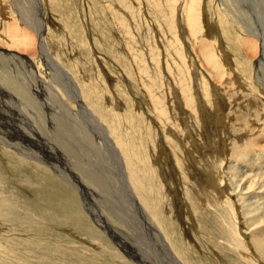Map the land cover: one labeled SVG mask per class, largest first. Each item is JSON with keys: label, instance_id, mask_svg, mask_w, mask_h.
<instances>
[{"label": "rangeland", "instance_id": "374dc122", "mask_svg": "<svg viewBox=\"0 0 264 264\" xmlns=\"http://www.w3.org/2000/svg\"><path fill=\"white\" fill-rule=\"evenodd\" d=\"M263 3L0 0V264H264Z\"/></svg>", "mask_w": 264, "mask_h": 264}, {"label": "bare ground", "instance_id": "6f19581e", "mask_svg": "<svg viewBox=\"0 0 264 264\" xmlns=\"http://www.w3.org/2000/svg\"><path fill=\"white\" fill-rule=\"evenodd\" d=\"M38 2H39V0H37ZM263 1V0H262ZM17 3H18V1H17ZM22 5V4H21ZM263 5H264V3H263ZM21 7V6H20ZM22 8V7H21ZM25 8V7H24ZM39 7H37V9H38ZM33 9V8H32ZM27 10V9H26ZM30 10V9H29ZM259 10H262V8H259ZM264 10V9H263ZM26 12V11H25ZM39 12V11H38ZM19 13V12H18ZM22 13V18H21V20L22 21H24L25 22V25H30V22L32 21V17L31 18H28L29 16H26L25 14H28L27 12L26 13H24V10L21 12ZM31 13H32V11H31ZM34 13V14H33ZM33 15H35V17H34V20H36V18L38 19V18H41L42 16H40V14H39V16L37 15V12H34L33 11ZM264 13V12H263ZM20 16V15H19ZM243 17V16H242ZM20 18V17H19ZM30 20V21H29ZM253 20V19H252ZM39 21V20H38ZM41 22V21H40ZM22 23V22H21ZM37 23V22H36ZM189 23V22H188ZM254 23V22H253ZM41 25H42V23H41ZM191 25V26H190ZM189 26L190 27H192V28H194V23L192 22V24H190ZM193 25V26H192ZM251 25V24H250ZM35 27V29H36V32H38V37H39V41L42 39V36H43V33H40L38 30H39V26L36 24V25H34ZM263 26V25H262ZM42 27H43V25H42ZM17 28V27H16ZM195 29V28H194ZM191 31H192V34H194L195 35V32L196 31H193V29H191ZM12 34V33H11ZM14 35V34H13ZM14 37H16V36H14ZM3 38V37H2ZM1 38V39H2ZM4 39V38H3ZM258 39V38H257ZM18 42V41H17ZM263 43H264V41L262 40V42H261V45L263 46V50H264V45H263ZM17 44V43H16ZM261 46V47H262ZM39 47H41V56L43 57V58H46L47 60H49L50 61V64L51 63H53L54 62V60L53 59H51L47 54H45V50H44V47H43V43H42V41H40V46ZM40 49V48H39ZM2 57V55H0V58ZM2 60H3V58H1ZM5 61V60H4ZM1 62V61H0ZM6 63V62H5ZM52 65V64H51ZM57 65V64H56ZM57 67V66H56ZM59 71H63L62 69H60ZM61 73V72H60ZM63 73V72H62ZM61 73V74H62ZM66 77L67 78H69V76H67L66 75ZM262 79L264 80V77H262ZM0 91H2V94L3 93H5L6 91L5 90H3V88L0 86ZM76 91V90H75ZM6 97H9L10 99L13 97V96H11V95H9V94H6ZM76 102H78V101H76ZM69 103V102H68ZM82 103V102H81ZM81 103H80V105H81ZM64 104V103H63ZM13 105V104H12ZM82 106H84V105H82ZM80 111H81V113L82 112H86V111H88L87 109H86V107L84 106V110H82V109H80ZM17 113V112H16ZM90 113V112H89ZM13 115V114H12ZM20 115V114H19ZM85 117H87V119L89 118V116L88 115H84ZM90 116H91V118H92V120H94L95 122H97V120L95 119V117L90 113ZM24 118V117H23ZM20 119V118H19ZM11 120H12V118H11ZM26 121V120H25ZM26 123V122H25ZM14 124V123H13ZM18 124V123H17ZM16 125V124H15ZM21 125H23L22 123H21ZM24 126V125H23ZM30 126H31V124H30ZM10 127H13V126H10ZM21 129H19L18 131H20ZM22 130H23V128H22ZM26 131V130H25ZM24 131V132H25ZM22 132V131H21ZM22 134V133H21ZM24 134V133H23ZM23 136V135H22ZM19 137V136H18ZM32 138V137H31ZM3 140V139H2ZM22 142V141H21ZM18 143V142H17ZM21 144V143H20ZM112 146V145H111ZM110 146V140H108V149H109V156L110 157H112L111 156V150L110 149H112V147ZM117 151V150H116ZM113 152V151H112ZM118 152V151H117ZM116 152V153H117ZM113 153H115V151L113 152ZM112 153V154H113ZM114 155V154H113ZM109 156H108V161H109ZM118 156V155H117ZM107 158V157H106ZM135 159V158H134ZM117 161V160H116ZM119 162V161H118ZM108 164V163H107ZM102 166V165H101ZM93 174V173H92ZM91 174V175H92ZM232 176V175H231ZM102 178V177H101ZM120 178H122V190H123V192L121 191V189L118 187V189L117 190H115V191H117L118 192V195H119V197L120 198H122V200H127V198H128V196H127V194H126V190H125V188H124V183H125V181H126V176L124 175L123 176V174L122 173H120ZM70 180V179H69ZM77 180V179H76ZM80 180V179H79ZM81 182V181H80ZM100 182V181H99ZM77 183H78V180H77ZM80 184V183H79ZM117 185L119 186V183H118V181H117ZM83 186V187H82ZM77 187L79 188L78 190H76L78 193H79V191L80 192H83V202H84V204H86V206H85V208H86V210H88L89 212H90V214L92 215V217H93V215L95 214V213H93V211H92V208H90L89 207V204H88V202L86 201V194H87V192H88V189L86 188V186H84V185H77ZM80 194V193H79ZM80 196H81V194H80ZM134 196V195H133ZM133 200V199H132ZM134 200H135V197H134ZM132 204H133V202H132ZM134 206L136 207V204H135V202H134ZM141 209V208H140ZM142 210V209H141ZM138 211V210H137ZM141 213V212H140ZM143 214V213H142ZM94 218V217H93ZM146 218V217H145ZM144 218V219H145ZM260 219V218H259ZM95 220V219H94ZM99 220V219H98ZM97 221V220H96ZM107 223H109V222H107ZM149 224V223H148ZM104 225V224H103ZM103 225H102V227H103ZM155 227V226H154ZM104 228H106L105 226H104ZM263 232H264V230H262ZM149 232V231H148ZM154 232V231H153ZM156 233H157V238H161L160 237V233L158 232V230L157 231H155ZM155 233V234H156ZM260 236H261V234H260ZM259 236V237H260ZM263 236H264V234H263ZM262 237V236H261ZM260 237V238H261ZM115 240V239H114ZM261 240H263L264 241V238H262ZM116 242H118V240H116ZM255 242V241H254ZM258 244V243H257ZM120 245V244H119ZM260 244H258V246H259ZM262 245V244H261ZM121 246V245H120ZM264 245H262V247H263ZM165 247H167V246H165ZM261 248V247H260ZM169 250V253H171V255H172V257H173V260H175V262L176 263H178V260L175 258V256H174V254H172V251H170V249H169V247H167V251ZM260 250V249H259ZM262 250V249H261ZM263 250H264V248H263ZM261 252V251H260ZM262 253V252H261ZM179 264V263H178Z\"/></svg>", "mask_w": 264, "mask_h": 264}, {"label": "water", "instance_id": "95a60500", "mask_svg": "<svg viewBox=\"0 0 264 264\" xmlns=\"http://www.w3.org/2000/svg\"><path fill=\"white\" fill-rule=\"evenodd\" d=\"M77 185H79V183L76 182ZM83 187V186H82Z\"/></svg>", "mask_w": 264, "mask_h": 264}]
</instances>
